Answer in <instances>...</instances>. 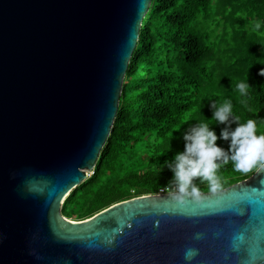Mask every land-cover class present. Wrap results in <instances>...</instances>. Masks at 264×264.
Listing matches in <instances>:
<instances>
[{"label": "water", "instance_id": "95a60500", "mask_svg": "<svg viewBox=\"0 0 264 264\" xmlns=\"http://www.w3.org/2000/svg\"><path fill=\"white\" fill-rule=\"evenodd\" d=\"M150 1L0 0V264H188V247L190 264H264V170L198 201L61 213L110 133Z\"/></svg>", "mask_w": 264, "mask_h": 264}, {"label": "trees", "instance_id": "16d2710c", "mask_svg": "<svg viewBox=\"0 0 264 264\" xmlns=\"http://www.w3.org/2000/svg\"><path fill=\"white\" fill-rule=\"evenodd\" d=\"M262 67L264 0H151L110 133L92 173L65 197L63 216L83 220L114 203L174 188L165 161L184 150L182 133L208 123L219 137L224 127L210 103L230 101L240 123L255 119L257 135L264 133ZM241 82L251 86L247 95L237 88ZM217 144L228 148L227 141ZM255 171L236 172L230 161L218 174L225 188ZM194 183L210 191L206 181Z\"/></svg>", "mask_w": 264, "mask_h": 264}, {"label": "clouds", "instance_id": "9594fccd", "mask_svg": "<svg viewBox=\"0 0 264 264\" xmlns=\"http://www.w3.org/2000/svg\"><path fill=\"white\" fill-rule=\"evenodd\" d=\"M259 28L260 23L256 22L254 30ZM258 74L264 76V67L259 69ZM250 87L247 82L237 85L242 95H247ZM209 106L214 109L216 124L224 125L219 137L208 123L193 124L182 133L184 150L177 152L172 161H165L173 172L170 182L175 186L174 199L180 202L187 196L197 201L200 199V190L194 183L198 179L206 181L212 193L222 192L224 181L218 173L230 161L236 172L247 174L253 170H264V133L257 135L256 120L250 118L245 123H240L239 117L232 115L230 101H225L219 107L215 102ZM218 139L228 142L227 150L218 146ZM193 238L204 239V234L197 232ZM236 239L243 241L244 237L241 234ZM198 254L197 248L188 247L184 252V260L190 264Z\"/></svg>", "mask_w": 264, "mask_h": 264}, {"label": "built area", "instance_id": "2783aa9c", "mask_svg": "<svg viewBox=\"0 0 264 264\" xmlns=\"http://www.w3.org/2000/svg\"><path fill=\"white\" fill-rule=\"evenodd\" d=\"M170 191H175V187L172 188L171 190H170L168 187H166V188H160V189L158 190V192L155 193V194H162V193H166V192H170Z\"/></svg>", "mask_w": 264, "mask_h": 264}, {"label": "bare ground", "instance_id": "6f19581e", "mask_svg": "<svg viewBox=\"0 0 264 264\" xmlns=\"http://www.w3.org/2000/svg\"><path fill=\"white\" fill-rule=\"evenodd\" d=\"M92 173V170L91 171H88V174Z\"/></svg>", "mask_w": 264, "mask_h": 264}]
</instances>
